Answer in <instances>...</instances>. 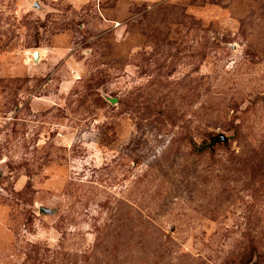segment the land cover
Wrapping results in <instances>:
<instances>
[{
  "label": "rangeland",
  "instance_id": "374dc122",
  "mask_svg": "<svg viewBox=\"0 0 264 264\" xmlns=\"http://www.w3.org/2000/svg\"><path fill=\"white\" fill-rule=\"evenodd\" d=\"M0 264H264V0H0Z\"/></svg>",
  "mask_w": 264,
  "mask_h": 264
},
{
  "label": "bare ground",
  "instance_id": "6f19581e",
  "mask_svg": "<svg viewBox=\"0 0 264 264\" xmlns=\"http://www.w3.org/2000/svg\"><path fill=\"white\" fill-rule=\"evenodd\" d=\"M36 53H37L36 59L33 57L35 61L38 60V58H39V54H40V51L38 50ZM42 54H43V53H42Z\"/></svg>",
  "mask_w": 264,
  "mask_h": 264
},
{
  "label": "water",
  "instance_id": "95a60500",
  "mask_svg": "<svg viewBox=\"0 0 264 264\" xmlns=\"http://www.w3.org/2000/svg\"><path fill=\"white\" fill-rule=\"evenodd\" d=\"M36 56H37V53L36 52H34V54H33V57L36 59Z\"/></svg>",
  "mask_w": 264,
  "mask_h": 264
}]
</instances>
